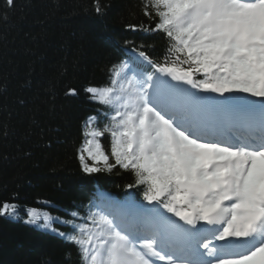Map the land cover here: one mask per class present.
Segmentation results:
<instances>
[{"label":"snow or ice","instance_id":"6c2138e0","mask_svg":"<svg viewBox=\"0 0 264 264\" xmlns=\"http://www.w3.org/2000/svg\"><path fill=\"white\" fill-rule=\"evenodd\" d=\"M143 9L156 22L141 28L167 37L166 54L138 51L85 89L102 108L85 121L78 158L89 175L130 171L128 187L143 186L151 207L109 198L80 223L78 210L63 219L30 207L24 223L70 242L81 264H264V0H143ZM19 213L14 199L0 202V217Z\"/></svg>","mask_w":264,"mask_h":264},{"label":"trees","instance_id":"16d2710c","mask_svg":"<svg viewBox=\"0 0 264 264\" xmlns=\"http://www.w3.org/2000/svg\"><path fill=\"white\" fill-rule=\"evenodd\" d=\"M99 2L102 13L95 0H0V202L20 205L16 219L0 217V264H81L70 242L24 223L25 208L63 219L78 210L80 223L99 193L143 198V186L129 188L135 178L119 166L82 171L85 121L102 108L85 89L107 84L109 68L131 59L120 48L161 61L168 40L141 28L156 22L143 0ZM101 143L110 152L107 134Z\"/></svg>","mask_w":264,"mask_h":264},{"label":"rangeland","instance_id":"374dc122","mask_svg":"<svg viewBox=\"0 0 264 264\" xmlns=\"http://www.w3.org/2000/svg\"><path fill=\"white\" fill-rule=\"evenodd\" d=\"M201 95H215V94H210V93H201Z\"/></svg>","mask_w":264,"mask_h":264}]
</instances>
